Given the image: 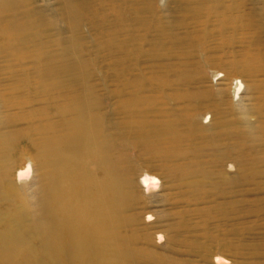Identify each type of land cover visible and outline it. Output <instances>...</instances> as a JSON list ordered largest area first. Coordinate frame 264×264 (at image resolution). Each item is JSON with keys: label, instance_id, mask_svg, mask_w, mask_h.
<instances>
[{"label": "rangeland", "instance_id": "obj_1", "mask_svg": "<svg viewBox=\"0 0 264 264\" xmlns=\"http://www.w3.org/2000/svg\"><path fill=\"white\" fill-rule=\"evenodd\" d=\"M238 1V10L227 11L237 20L220 24L216 14ZM0 2L5 5L0 7V179L8 174L13 180L15 171L29 164L23 187L47 184L38 181L52 166V141L41 140L60 136L74 124L72 112L66 126L57 115L65 98L56 97L65 92L69 107L90 106L113 136L123 132L125 115L134 116L129 113L133 109L143 123L151 118L166 123L181 115L180 106L207 105L215 108L213 118L229 127L232 109L252 107L249 97L260 95L255 88H243L237 99L234 82L264 77L258 58L239 62L246 49L264 44V0ZM236 53L238 60L231 58ZM178 92L185 97L177 100ZM246 116L257 122L255 113ZM207 120L201 118L204 129L175 146L187 149L180 163H195L184 175L171 171L174 158L168 163L142 154L143 147L136 144L143 138L137 132L130 136L134 139L117 143L112 153L121 165L134 169L135 180L145 174L158 178L148 194L135 183L130 190L148 201L145 213L154 222L144 225L150 227L151 249L161 254L162 264H215V257L226 264H264V161H251L264 160V134L258 140L214 139L220 148L235 149L226 148L223 162L209 149L193 159L190 150L203 144L202 134L215 135L216 126ZM7 206L1 202L0 211ZM157 231L166 237L161 243H156Z\"/></svg>", "mask_w": 264, "mask_h": 264}, {"label": "bare ground", "instance_id": "obj_2", "mask_svg": "<svg viewBox=\"0 0 264 264\" xmlns=\"http://www.w3.org/2000/svg\"><path fill=\"white\" fill-rule=\"evenodd\" d=\"M231 3L234 4L227 5L225 9L222 8L223 12L216 14L220 16L219 19L217 18L220 24L237 20V16L233 18L227 11L238 10L242 1ZM0 4V7H5L2 2ZM237 56L236 53L231 58L238 60ZM240 56L242 59L239 62L243 60L252 62L258 58L264 71V44L262 47H255L254 50L246 49ZM253 76L255 75L248 74L247 77ZM253 78L244 81L235 79L237 99L240 97L238 92L243 88H255V92L260 95L253 96L250 93L252 97L249 99H252L254 104H251L252 107L250 105L243 107L239 104L238 108H242L238 111L239 115L232 109V116L228 120L231 124L229 127L215 120L213 118L215 108L211 111L212 108H208L207 105L206 108L188 106V109L180 106L177 113L181 115L171 117L169 121H165L166 123L161 120L156 121L155 118L143 123L138 119V114H135L138 112L133 109L129 113H133L134 116L128 112V115H125L128 116V121L126 120L128 125L123 124L125 125L123 132L113 136L106 133L101 115L93 113V108L88 105L78 106L75 109L73 105L69 107L65 103L69 100L66 92L56 97L65 98L62 100L63 103H59L56 107L62 126L71 123L68 121L70 112L74 114L72 118L74 124L65 128L60 136L51 135L41 140V142L52 141V166L38 181L47 184L34 189L32 185L23 187L24 183L20 182L28 178L31 173L29 164L25 169L15 171L13 180L8 174H4L3 169L4 175L0 179V203L6 201L8 206L0 211V264H162L161 254L155 253V247L151 249L154 242L148 231L150 227L144 225V223L152 225L154 222L150 213H145L148 201L141 200L140 195L132 191L135 183L142 187L144 194H148L149 189L157 185L158 178L145 174L138 178V181L135 180L134 169L121 165L119 157L118 159L114 157L112 152L116 151L117 143L127 137L134 139L130 136L137 132V137L143 138L140 145L136 144L139 148L143 147L140 148L142 154H148L150 159L152 156L161 157L168 163L174 158L175 163L171 162V171L184 175L194 162L191 160V163H180L187 149L178 150L175 146L185 141L189 134L204 129L205 126L201 122L203 118L212 120L216 132L210 138L202 134L204 139L200 137V141L203 144L200 146L195 144L193 151L190 150L191 156L194 159L201 150H215L216 159L223 162L228 159L225 155L226 148L233 147L224 145L220 148L215 144L216 142H213L214 139L243 137L248 140H258L256 137L264 134V77L258 81ZM174 97L179 100L185 96L178 92ZM126 104L129 106L131 103ZM234 113H237L236 117ZM251 113L256 114V123L246 116ZM189 116L192 117V122H188ZM164 119L168 120L166 117ZM208 120L206 122H209ZM182 125L186 126L183 130L180 128ZM240 126L247 129H238ZM132 144L136 147L134 143ZM37 145L38 142L35 146L40 149V145ZM161 147L168 153L164 152L165 155L159 156ZM166 156L170 158L167 159ZM163 159L158 161L163 162ZM235 159L236 162H240L238 157ZM255 160L264 161L263 158L252 157L251 161ZM206 175L211 176V171ZM131 211L138 213L132 214ZM141 215L144 217L143 221L139 219ZM141 230L148 232L140 236ZM161 233L156 232V243H161L162 238L165 237ZM226 262L221 257L214 259L215 264H226Z\"/></svg>", "mask_w": 264, "mask_h": 264}]
</instances>
